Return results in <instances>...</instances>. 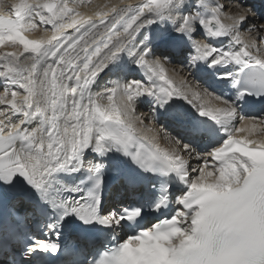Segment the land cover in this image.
<instances>
[{
  "label": "snow or ice",
  "instance_id": "snow-or-ice-1",
  "mask_svg": "<svg viewBox=\"0 0 264 264\" xmlns=\"http://www.w3.org/2000/svg\"><path fill=\"white\" fill-rule=\"evenodd\" d=\"M230 3L136 0L94 19L69 0H33L0 14V45L23 47L0 54V104L10 106L0 109V264H98L101 245L105 264H264V141L234 136L257 128L240 104L264 101V24L243 39L250 9L222 20ZM47 26V39L22 35ZM185 46L181 65L206 66L234 96L209 86L190 98L174 86L164 65ZM129 65L144 77L126 79ZM202 96L224 107L197 103ZM142 97L150 101L143 118L135 115ZM148 119L170 129L173 150ZM109 177L122 195L105 210ZM64 236L77 243L62 244Z\"/></svg>",
  "mask_w": 264,
  "mask_h": 264
},
{
  "label": "bare ground",
  "instance_id": "bare-ground-1",
  "mask_svg": "<svg viewBox=\"0 0 264 264\" xmlns=\"http://www.w3.org/2000/svg\"><path fill=\"white\" fill-rule=\"evenodd\" d=\"M244 2H246L245 0H243ZM21 2H28L31 3L33 2V0H0V14H4V15H10V6L13 4H19ZM52 2H59V0H52ZM220 3L222 2V0H209L210 4H215V3ZM226 2V1H225ZM70 6H75L77 11L82 15V16H89L92 18H97V13L98 12H106L108 11L113 5H120V4H134L136 3V0H69ZM241 3V2H240ZM244 6V7H243ZM241 8V10L238 11L239 8ZM228 10V13L225 15V12L221 14V19L223 20L225 16L227 15H237L240 13H244L247 9L250 11H247V23L244 25V27L241 29V34H242V38L243 39H247L248 38V29L249 26L251 24H264V15L262 16V20L263 22H258L255 18L254 14L252 13V5L249 3H242L241 5H239V1L238 0H231V3L229 4L228 8H226ZM238 12V13H237ZM70 31V30H69ZM51 27L47 26V30H45L44 27H37L34 28L32 31L29 32H25L22 33V35L25 36L26 39L29 40H40V39H47L48 37L51 36ZM175 33H173L174 35ZM253 35H255V33H253ZM194 39L198 42H203L202 41V37L197 34ZM229 39H225L223 41L224 45H228L229 43ZM261 45V54L262 52H264V42H259ZM23 47L21 45H11L7 40L5 41L4 44L0 45V54L3 53H13V52H19L22 51ZM169 50L165 47H159L156 51L157 55H161V54H168ZM195 54V53H193ZM184 61V58H182L181 56H176L173 55L172 56V62L171 63H167L164 65V72L166 77H168L169 79H171L174 82V86L179 88L181 91L187 92L189 97L191 98L192 95L199 91L201 94L203 93V90L205 89L203 87V85H200L199 83V79H207V80H211L212 85L215 86V90L216 91H222V92H227V87L225 86L226 84H230L229 82H224L223 85H220L219 82L216 80L215 76L213 75L212 71L209 70L206 66H204V70H201L200 72H194L192 74L189 69H187V67H184L181 65V62ZM201 68V69H203ZM0 70H2V65H0ZM144 77V70L141 69H137L135 67V65H129V71L126 74V79H142ZM109 79L108 76H104V81H100L99 83V87L94 88L95 92H102L103 88L105 86V82ZM157 83L158 84H162L163 82L159 81L157 78ZM226 87V88H225ZM13 90H18L19 95L17 96V101H19L22 96L25 94L24 91L22 89H18L15 88ZM4 93V88L2 86V84H0V95H3ZM7 99H12L11 94L9 92ZM123 98L119 95H117L114 98L113 103H116L117 105L120 103V101ZM141 103L136 107L135 110V115L136 117H141L143 118L144 116H147L149 111L148 108H144L142 107V105L144 106L145 104H147L149 106V99L147 97H142L141 98ZM198 103L199 102H205V104H211L213 103L215 106L217 107H224L222 100H216L214 97L213 98H209L207 96H202L201 99L197 100ZM196 101V102H197ZM98 103L101 105H107L109 103V101L107 100L106 97L98 100ZM176 104L179 106H183L185 109H188V106L184 103L183 100L180 101H176ZM7 105H3L0 104V109H6ZM240 107L242 109H245L243 104L240 105ZM242 114L246 115L247 117H257V128L251 131H246V132H241V133H234V136L237 135L238 137L240 136H244L245 138L248 139H252V140H256V141H264V124H260L259 123V119L261 117L257 116V115H251L249 113H245L242 111ZM18 122V121H17ZM145 124L148 125L149 128H155L159 133V137H158V142L160 143L161 147L167 148L169 150H173L175 148V145H173V143L168 139L167 135H165L166 131H170V129L165 130L163 127H161L162 125L158 124L155 121H152L151 119L145 120L144 121ZM251 121L250 120H245L243 122L239 121V119H237L236 121V126L237 127H251ZM33 126V125H32ZM35 127V125L33 126ZM136 127L138 128V130H141L142 132L147 133L150 137H152L154 135L153 132L151 131H145L144 129L141 128V125L139 123H137ZM165 138V139H163ZM109 182V179H108ZM107 182V183H108ZM108 184L107 186L104 188V191L102 193V203L105 204L108 208H113V207H118L119 203L114 201L115 199V192L118 193V197L120 196V187L116 186L114 187V192H110V190H108ZM178 194V193H177ZM108 196V197H107Z\"/></svg>",
  "mask_w": 264,
  "mask_h": 264
},
{
  "label": "rangeland",
  "instance_id": "rangeland-1",
  "mask_svg": "<svg viewBox=\"0 0 264 264\" xmlns=\"http://www.w3.org/2000/svg\"><path fill=\"white\" fill-rule=\"evenodd\" d=\"M225 1H226V0H222V2H220V3H225ZM238 1H239V0H238ZM218 3H219V2H218ZM241 4H242V3H240V1H239V5H241ZM243 7H244V6H243ZM238 8H239V7H238ZM239 10H241V8H239L238 11H239ZM224 12H225V15H226V14L228 13V10L225 9ZM237 13H238V12H237Z\"/></svg>",
  "mask_w": 264,
  "mask_h": 264
}]
</instances>
